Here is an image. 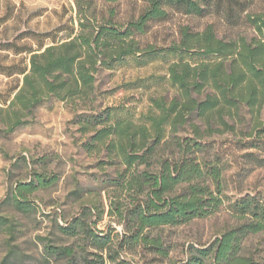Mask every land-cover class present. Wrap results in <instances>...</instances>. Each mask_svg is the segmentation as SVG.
<instances>
[{
    "label": "trees",
    "instance_id": "trees-1",
    "mask_svg": "<svg viewBox=\"0 0 264 264\" xmlns=\"http://www.w3.org/2000/svg\"><path fill=\"white\" fill-rule=\"evenodd\" d=\"M136 1L141 3L138 12L121 19L114 7L96 10L93 0H74V35L49 45L37 41L35 46L27 40L33 35L30 30H20L15 18L10 21L18 12L15 6L3 5L0 74L21 77V84L1 100L3 135L31 122L36 107L51 98L87 99L95 75L127 57L144 63L163 51L214 56L195 65L182 58L171 63L168 82L175 95L151 99L153 111L140 122L118 117L111 107L75 114L78 130L87 135L83 147L103 155L100 168L104 164L113 168L112 175L98 180V190L107 191L108 207L92 199L70 219L56 223L58 233L72 241L58 244L42 238V264L50 258L63 264H134L123 254L138 247L165 257L168 247L150 235L152 230L205 218L229 201L225 165L212 151L214 136L238 134L233 143L243 151L242 157L264 167V0ZM174 13L216 16L229 27L246 25L254 34L226 40L216 35L212 24L201 31L182 26L178 41L167 48L140 45L137 36ZM32 175L28 181L15 182L4 198L24 214L33 209L28 196L57 181L44 172ZM228 205L235 223L208 245L190 246L179 264H264L242 253L244 239L264 231V198L243 193ZM104 214L122 230L111 225L97 228ZM17 226L14 216L0 215V232L7 233L8 240L4 262L17 255L11 242Z\"/></svg>",
    "mask_w": 264,
    "mask_h": 264
},
{
    "label": "rangeland",
    "instance_id": "rangeland-1",
    "mask_svg": "<svg viewBox=\"0 0 264 264\" xmlns=\"http://www.w3.org/2000/svg\"><path fill=\"white\" fill-rule=\"evenodd\" d=\"M6 2L18 10L11 15L10 21L15 18L20 30H30L33 35L27 40L33 46L37 41L44 45L63 41L77 31L74 0H0V14ZM140 5L136 0H93L96 10L114 7L116 17L121 19L136 14ZM208 24H212L218 37L226 40L254 34L246 25L229 27L216 16L174 13L167 20L154 22L147 33L137 36V40L141 46L149 44L155 48H167L178 41L182 26H189L191 31H201ZM10 57L17 59L20 56L9 54ZM213 57L203 56L197 51L176 54L163 51L144 63L135 56L127 57L114 68L103 69L95 75L94 89L87 99L61 101L51 98L36 107L31 122L8 135L0 134V215L14 216L18 222L16 238L11 241L16 246L17 255L6 262L7 233L0 232V264H42V238H52L58 244H70L72 241L58 233L56 223L62 224L70 219L92 199L108 207L107 191L98 190V180L106 178V174L112 175L113 168L106 164L100 168L99 162H105L103 155L87 152L83 147L87 135L78 130L75 114L111 107L118 117L140 122L153 111L151 99H170L175 95V88L168 82L171 63L182 58L195 65L211 61ZM20 84V76L0 74V104L11 89ZM261 116L264 118V105ZM237 137L238 134L228 132L214 136L216 140L212 149L220 154L225 165L224 186L229 201L205 218L152 230L150 235L160 237L168 247L165 257L138 247L124 253L125 258L134 264H179L187 257L190 246L208 245L235 223L228 204L236 196L257 193L264 198V167L242 157L243 151L233 143ZM34 171L56 176L57 181L30 194L28 197L33 209L24 214L13 209L4 198L15 182L28 181ZM108 225L117 232L122 230L121 224L104 214L97 222V228L105 229ZM242 253L264 262V231L247 236L242 243ZM47 264H63V261L50 258Z\"/></svg>",
    "mask_w": 264,
    "mask_h": 264
}]
</instances>
